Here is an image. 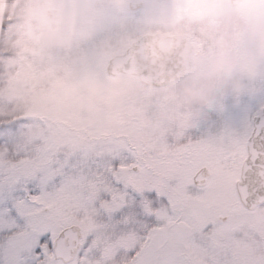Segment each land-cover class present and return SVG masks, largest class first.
<instances>
[{
    "label": "rangeland",
    "instance_id": "1",
    "mask_svg": "<svg viewBox=\"0 0 264 264\" xmlns=\"http://www.w3.org/2000/svg\"><path fill=\"white\" fill-rule=\"evenodd\" d=\"M131 2L144 7L133 11ZM157 32L193 37L186 77L151 88L106 73L112 57ZM0 44V136L8 137L0 153L92 154L98 145L129 143L164 152L165 134L185 136L220 101L250 107L264 92V0H12ZM198 159L211 172L208 184L197 189L190 178L193 194L171 223L158 213L163 225L152 239L160 264H264V206L243 208L239 171L220 172L206 154ZM198 170L189 169L193 176ZM218 216L227 221L219 222L213 247L204 246L209 235L198 231ZM117 264L132 262L125 254Z\"/></svg>",
    "mask_w": 264,
    "mask_h": 264
},
{
    "label": "snow or ice",
    "instance_id": "2",
    "mask_svg": "<svg viewBox=\"0 0 264 264\" xmlns=\"http://www.w3.org/2000/svg\"><path fill=\"white\" fill-rule=\"evenodd\" d=\"M250 99V107L220 101L167 152L129 143L92 154L0 153V264H117L125 254L132 264H160L152 239L163 225L158 213L181 214L193 194L189 169L207 171L201 154L222 173L264 178V92Z\"/></svg>",
    "mask_w": 264,
    "mask_h": 264
},
{
    "label": "water",
    "instance_id": "3",
    "mask_svg": "<svg viewBox=\"0 0 264 264\" xmlns=\"http://www.w3.org/2000/svg\"><path fill=\"white\" fill-rule=\"evenodd\" d=\"M229 1L232 6H236L243 0ZM6 4L7 0H0V40ZM143 7V2L129 4V8L133 11ZM194 48L192 40L180 34L171 36L159 33L147 34L135 41L122 54L111 58L106 73L109 76L119 74L135 76L145 86L164 87L193 70L191 53ZM206 169V172L195 175L196 186L202 187L207 184L211 173L208 168ZM235 190L241 205L246 210L252 211L264 204V178L252 172H240Z\"/></svg>",
    "mask_w": 264,
    "mask_h": 264
},
{
    "label": "flooded vegetation",
    "instance_id": "4",
    "mask_svg": "<svg viewBox=\"0 0 264 264\" xmlns=\"http://www.w3.org/2000/svg\"><path fill=\"white\" fill-rule=\"evenodd\" d=\"M158 33V32H157ZM176 34H182V35H184V36H186V37H189V38H191V40L193 41V43H194V40H193V37L192 36H187L186 34H183V33H177V32H175V33H170V34H163V35H165V36H170V35H176ZM195 44V43H194ZM195 51V50H194ZM194 51H193V53H194ZM192 53V54H193ZM191 54V55H192ZM192 59V58H191ZM193 61V60H192ZM193 65H194V61H193ZM180 134V133H179ZM175 135V134H173V133H169V134H165V141H164V144L162 145L164 148L162 149V151L164 150V152H167V151H169L170 150V148H171V143H170V141L171 142H177V141H179L182 137H180V135ZM184 137V136H183ZM156 141H157V139H156ZM157 142H155V146L157 147V146H159V144H156ZM239 174H240V171H239ZM210 178H211V176H210ZM210 178H209V180H210ZM209 180H208V182H209ZM208 182H207V184H208ZM206 184V185H207ZM205 185V186H206ZM205 186H202V187H196L197 189H202V188H204ZM161 211H164L165 213H166V215L168 216V214H167V211L163 208V207H161V209H160ZM164 218L166 219L165 220V222H170L171 223V221H172V218L171 217H165V215H164ZM207 221H209L208 222V224H204V226H203V231L202 230H199L198 232H205V233H207L209 236L206 238V240H201L200 241V243H204V246L205 245H208V244H210L212 247H213V245H214V243H213V240L211 239V237L213 236H215L216 235V233L218 232V230H219V228H217L218 227V224H219V222H223V223H225L226 221H227V218H222L221 219V217L220 216H218L217 218H211L210 220L208 219ZM170 223H168V227H170L171 226V224ZM198 234V233H197ZM202 236H204L203 234H202ZM203 241H206V242H203ZM203 246V245H202ZM161 250H160V252H162V248H160ZM217 252L216 251H209V255L211 254L212 256H209V257H212L213 258V256H216L217 254H216Z\"/></svg>",
    "mask_w": 264,
    "mask_h": 264
},
{
    "label": "trees",
    "instance_id": "5",
    "mask_svg": "<svg viewBox=\"0 0 264 264\" xmlns=\"http://www.w3.org/2000/svg\"><path fill=\"white\" fill-rule=\"evenodd\" d=\"M12 0H7V7H6V12H5V18H4V23H3V29H4V25H6L7 23V10L9 9L10 3ZM1 45V44H0ZM1 55V54H0Z\"/></svg>",
    "mask_w": 264,
    "mask_h": 264
}]
</instances>
